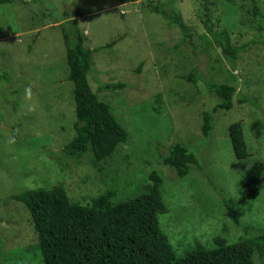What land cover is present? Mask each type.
Returning a JSON list of instances; mask_svg holds the SVG:
<instances>
[{
  "label": "rangeland",
  "instance_id": "1",
  "mask_svg": "<svg viewBox=\"0 0 264 264\" xmlns=\"http://www.w3.org/2000/svg\"><path fill=\"white\" fill-rule=\"evenodd\" d=\"M151 5L179 15L188 35L169 27ZM72 19L89 50L124 37L93 53L88 74L91 90L128 137L101 162L90 149L79 160L62 154L75 136L61 31ZM214 33L226 35L236 54L226 55ZM0 77L7 78L0 80V264H43L30 216L10 196L60 187L71 202L90 206L113 191L115 205L146 193L152 173L161 180L167 209L157 217L159 228L177 261L197 245L212 250L221 239L232 246L264 230V172L258 198L236 208V221L227 209L238 203L246 172L257 162L264 166V0L2 4ZM117 84L123 88L101 89ZM212 84L236 94L231 110H218L204 136L203 113L218 103ZM236 123L242 125L245 160L235 159L228 137ZM178 143L196 160L182 178L163 164ZM254 264L264 258L255 257Z\"/></svg>",
  "mask_w": 264,
  "mask_h": 264
},
{
  "label": "trees",
  "instance_id": "2",
  "mask_svg": "<svg viewBox=\"0 0 264 264\" xmlns=\"http://www.w3.org/2000/svg\"><path fill=\"white\" fill-rule=\"evenodd\" d=\"M33 0H0L2 4L19 3L29 5ZM134 3L138 0H121ZM150 11L162 17L169 27H177L183 37L189 33L175 13H167L160 6ZM255 17L260 14L253 10ZM79 12L77 13V17ZM65 57L68 66L66 81L72 84V97L76 122L74 138L62 148V154L79 160L90 149L95 162H101L114 150L127 144L125 130L111 114L108 104L101 102L91 90L88 74L95 52L114 46L124 37H119L105 47L89 50L84 47L85 38L76 19L61 25ZM226 55H234L237 49L229 45L226 35L212 34ZM139 71V69H137ZM7 79L0 77V80ZM191 77L186 80L191 81ZM122 84L103 85V91H116ZM209 91L217 97L218 103L203 113L202 133L208 136L214 114L218 110L230 111L236 91L232 87L212 84ZM241 103H246L242 99ZM231 149L236 160L248 157L242 125L236 123L228 128ZM163 164L174 170L179 177H185L196 160L182 144H175L164 157ZM262 162L255 163L245 174L244 190L236 205L227 206L235 220L237 207L255 200L260 193L263 177ZM148 191L133 200L113 205L115 193L108 191L93 199L90 206L71 202L60 187L49 190H23L8 200L24 206L28 212L43 264H254V258H264V230L257 236L241 239L228 246L216 239L215 248L207 250L197 245L183 259L176 260L173 250L159 228L157 217L167 213L160 194L161 180L152 173ZM236 221V220H235Z\"/></svg>",
  "mask_w": 264,
  "mask_h": 264
},
{
  "label": "clouds",
  "instance_id": "3",
  "mask_svg": "<svg viewBox=\"0 0 264 264\" xmlns=\"http://www.w3.org/2000/svg\"><path fill=\"white\" fill-rule=\"evenodd\" d=\"M30 92V89H26V93H29Z\"/></svg>",
  "mask_w": 264,
  "mask_h": 264
}]
</instances>
